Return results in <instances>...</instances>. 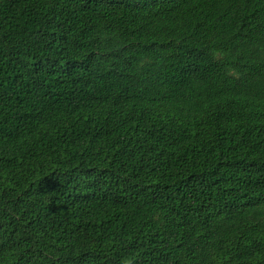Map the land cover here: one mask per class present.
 <instances>
[{
    "label": "trees",
    "instance_id": "1",
    "mask_svg": "<svg viewBox=\"0 0 264 264\" xmlns=\"http://www.w3.org/2000/svg\"><path fill=\"white\" fill-rule=\"evenodd\" d=\"M0 264H264V0H0Z\"/></svg>",
    "mask_w": 264,
    "mask_h": 264
}]
</instances>
